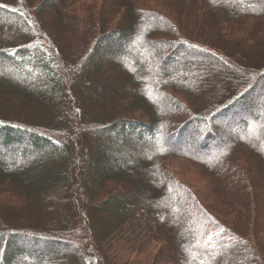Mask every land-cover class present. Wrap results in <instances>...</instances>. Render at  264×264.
I'll return each instance as SVG.
<instances>
[{"label": "trees", "instance_id": "16d2710c", "mask_svg": "<svg viewBox=\"0 0 264 264\" xmlns=\"http://www.w3.org/2000/svg\"><path fill=\"white\" fill-rule=\"evenodd\" d=\"M263 102L264 0H0V264H264Z\"/></svg>", "mask_w": 264, "mask_h": 264}, {"label": "rangeland", "instance_id": "374dc122", "mask_svg": "<svg viewBox=\"0 0 264 264\" xmlns=\"http://www.w3.org/2000/svg\"><path fill=\"white\" fill-rule=\"evenodd\" d=\"M184 54H182L181 56L182 57H180V56H177V60L176 61H179V60H181V59H183L184 57H186V56H183ZM264 103V102H263ZM263 105V104H262ZM235 129L236 128H230V130H233V131H235ZM180 142H181V144L184 142L183 140H180ZM179 142V143H180ZM179 143H175V144H178V145H180ZM185 143V142H184ZM183 143V144H184ZM200 143V142H199ZM199 143H194L193 145H192V147L189 145V147H191L192 148V150H194V151H197V149H196V146H198V144ZM197 144V145H196ZM215 150H216V148L215 149H210V148H205L204 150H200L201 152H206V154H212L213 152H215Z\"/></svg>", "mask_w": 264, "mask_h": 264}]
</instances>
